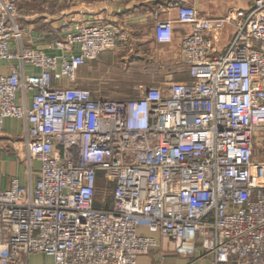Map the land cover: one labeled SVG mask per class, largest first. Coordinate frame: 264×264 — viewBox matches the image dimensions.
I'll return each mask as SVG.
<instances>
[{
	"label": "built area",
	"instance_id": "obj_1",
	"mask_svg": "<svg viewBox=\"0 0 264 264\" xmlns=\"http://www.w3.org/2000/svg\"><path fill=\"white\" fill-rule=\"evenodd\" d=\"M19 3L0 0V63L14 62L0 72V133L6 118L23 120L26 159L40 166L33 187L13 178L0 189V264L36 254L48 264H136L157 237L209 264H264V0L220 16L180 4L176 19L157 18L161 45L174 23L188 27V78L117 98L76 84L84 64L115 46V26L82 22L51 55L23 44Z\"/></svg>",
	"mask_w": 264,
	"mask_h": 264
},
{
	"label": "crops",
	"instance_id": "obj_2",
	"mask_svg": "<svg viewBox=\"0 0 264 264\" xmlns=\"http://www.w3.org/2000/svg\"><path fill=\"white\" fill-rule=\"evenodd\" d=\"M255 0H25L30 4L22 15L28 22L22 26L24 34L23 44L41 49L47 54L56 55L60 51L54 48L55 34L62 37L66 30L76 31L85 21L97 18L102 22L112 24L117 28L116 45L135 46L137 51L157 52L165 69L161 80L168 79L183 81L188 78V72L183 63L180 48L182 37L188 27L174 23V35L170 44L161 45L154 40V25L157 18L176 19L177 7L180 4L194 5L203 16H220L229 8L248 9ZM24 2H21L24 4ZM37 2V3H36ZM35 3V4H34ZM20 5V4H19ZM49 5L52 6L51 9ZM21 9V7H20ZM21 11V10H20ZM19 11V13H20ZM59 31V32H58ZM54 32V33H53ZM61 32V34H60ZM230 34L229 27L223 33L224 37ZM100 56V54H99ZM89 61L77 73L76 84L83 87L82 80L90 75L91 66L99 60ZM14 65L13 61H2L0 72L5 74ZM38 69L24 65V74H32ZM85 88V87H83ZM88 89V88H87ZM96 96V95H95ZM99 96V95H98ZM22 92L17 93V102H22ZM32 93H26V105L31 102ZM25 122L21 119L6 118L0 133V189H7L13 178H16L21 187H33L37 176L39 163L33 161L31 168L26 159L23 143ZM35 163L38 166H35ZM140 234H151L146 227H140ZM158 246L147 255L137 258L136 264H209L208 260L193 256L178 255L173 251L172 244L165 238L157 237Z\"/></svg>",
	"mask_w": 264,
	"mask_h": 264
},
{
	"label": "rangeland",
	"instance_id": "obj_3",
	"mask_svg": "<svg viewBox=\"0 0 264 264\" xmlns=\"http://www.w3.org/2000/svg\"><path fill=\"white\" fill-rule=\"evenodd\" d=\"M24 1L20 0L19 3L21 7L19 22L22 26L28 23L24 21L25 16L22 14L28 9H36L32 6L28 7L30 4ZM51 7L49 5L50 9ZM54 34L56 40L61 38L59 33ZM157 52L160 51L152 53L137 51L136 47L129 46V43L124 46L117 44L116 47L106 49L100 54L99 60L91 66L90 75L86 74V79L82 80V86L91 90L96 96L109 98L136 96L139 87L144 88L158 83L157 81L162 78V73L167 70L155 57ZM35 166L37 167L38 164L35 163ZM98 183L100 186H105L103 176L98 178ZM49 261V258L40 254L32 255L29 259L30 264H48Z\"/></svg>",
	"mask_w": 264,
	"mask_h": 264
}]
</instances>
